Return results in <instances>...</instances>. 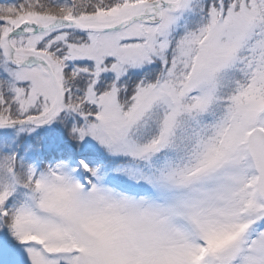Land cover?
<instances>
[{"label": "snow or ice", "instance_id": "6c2138e0", "mask_svg": "<svg viewBox=\"0 0 264 264\" xmlns=\"http://www.w3.org/2000/svg\"><path fill=\"white\" fill-rule=\"evenodd\" d=\"M0 264H264V0H0Z\"/></svg>", "mask_w": 264, "mask_h": 264}]
</instances>
